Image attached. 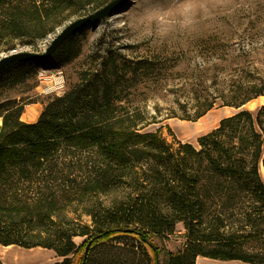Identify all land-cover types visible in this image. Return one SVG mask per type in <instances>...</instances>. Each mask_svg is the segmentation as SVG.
<instances>
[{"label":"trees","instance_id":"obj_1","mask_svg":"<svg viewBox=\"0 0 264 264\" xmlns=\"http://www.w3.org/2000/svg\"><path fill=\"white\" fill-rule=\"evenodd\" d=\"M103 2L0 0V41L42 39ZM225 46L210 47L220 63L200 71L191 113L234 112L198 137L197 148L143 132L150 122L129 105L126 85L140 67L111 56L82 69L34 122L21 121V105H0V247L48 249L60 258L54 264L77 255L78 264H96L100 252L101 264H115L119 252L123 264H155L151 237L164 241L180 225L183 245L165 252L163 264L198 256L264 264V104L255 114L244 107L264 96V41L234 56ZM228 63L243 67L228 71ZM209 71L212 86H204ZM250 241L263 251L248 252Z\"/></svg>","mask_w":264,"mask_h":264},{"label":"rangeland","instance_id":"obj_2","mask_svg":"<svg viewBox=\"0 0 264 264\" xmlns=\"http://www.w3.org/2000/svg\"><path fill=\"white\" fill-rule=\"evenodd\" d=\"M110 1L104 0L100 7ZM149 4L158 8L164 17L162 20L144 18ZM94 11L86 10L68 17L42 39L0 41V58L19 51L43 52L65 26ZM263 12L264 0H124L104 20L68 37L45 63L20 62L0 72V105L8 102L21 105V121L34 122L48 99L62 95L78 81L82 69L95 66L101 57L111 56L130 69L140 67L136 75L129 74L126 85L130 87L129 105L142 111L150 122L143 132H158L168 143L176 140L197 148L198 137L215 129L222 118L234 112L231 108L215 106L198 119L192 117L200 71L220 63V50L213 52L210 47L226 45L225 52L231 56L250 49L255 51L264 41V31H259L264 29ZM260 14L262 17L258 20ZM139 62L141 64L137 65ZM240 67L243 63L223 66L228 71ZM211 72L207 73L204 86H212ZM263 104L264 96L244 107L255 114ZM183 233L178 225L177 232L164 241L151 237L152 244L160 250L155 264H163L165 252L175 253L181 249ZM124 241L138 245L131 238ZM75 242L79 244L80 239ZM244 246L251 253L263 251L254 241ZM11 248L4 260L2 254L7 249L0 247L2 264H14L19 251L37 255L46 264L60 260L53 251L44 248ZM147 252L151 257V250L147 248ZM120 254L115 264H123L126 256ZM94 256L96 264H101L106 254L100 252ZM79 257L73 258V264L79 263Z\"/></svg>","mask_w":264,"mask_h":264},{"label":"water","instance_id":"obj_3","mask_svg":"<svg viewBox=\"0 0 264 264\" xmlns=\"http://www.w3.org/2000/svg\"><path fill=\"white\" fill-rule=\"evenodd\" d=\"M123 1L124 0H111L94 12L70 22L51 40L50 44L41 53L19 51L0 58V72L14 63L26 62L39 64L49 60L68 37L86 26L104 20L116 11L117 7L122 4Z\"/></svg>","mask_w":264,"mask_h":264},{"label":"bare ground","instance_id":"obj_4","mask_svg":"<svg viewBox=\"0 0 264 264\" xmlns=\"http://www.w3.org/2000/svg\"><path fill=\"white\" fill-rule=\"evenodd\" d=\"M259 172H260L261 176L264 177V173H263V170L261 167H260ZM10 250H12V248L7 249L2 254V257L4 258V260L6 259L7 252H9ZM13 263L14 264H46L45 260L42 259L41 257H39L37 255H33V254L25 252V251L17 252L15 254Z\"/></svg>","mask_w":264,"mask_h":264},{"label":"clouds","instance_id":"obj_5","mask_svg":"<svg viewBox=\"0 0 264 264\" xmlns=\"http://www.w3.org/2000/svg\"><path fill=\"white\" fill-rule=\"evenodd\" d=\"M144 18L148 21H151L153 19H157V20H162L164 17L163 15L160 13V11L158 10L157 7H155L152 4H149L146 8H145V14H144Z\"/></svg>","mask_w":264,"mask_h":264},{"label":"crops","instance_id":"obj_6","mask_svg":"<svg viewBox=\"0 0 264 264\" xmlns=\"http://www.w3.org/2000/svg\"><path fill=\"white\" fill-rule=\"evenodd\" d=\"M11 247H15V246H7V247H1V248L9 249ZM210 260H212V259H208V258H205V257L198 256L196 258L195 262H196V264H197V261H198V264H246V263H243V262H240V261H220V260H213V261H216V262H211Z\"/></svg>","mask_w":264,"mask_h":264}]
</instances>
